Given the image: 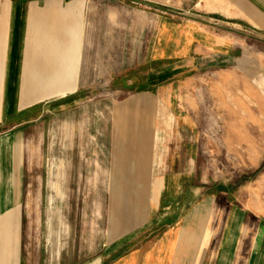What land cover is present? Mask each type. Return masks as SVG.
<instances>
[{"label": "crops", "instance_id": "crops-1", "mask_svg": "<svg viewBox=\"0 0 264 264\" xmlns=\"http://www.w3.org/2000/svg\"><path fill=\"white\" fill-rule=\"evenodd\" d=\"M82 1L0 0V264H264V180L208 191L177 82L264 59V0ZM38 133L76 192L25 253Z\"/></svg>", "mask_w": 264, "mask_h": 264}, {"label": "rangeland", "instance_id": "rangeland-1", "mask_svg": "<svg viewBox=\"0 0 264 264\" xmlns=\"http://www.w3.org/2000/svg\"><path fill=\"white\" fill-rule=\"evenodd\" d=\"M117 1L122 0H110ZM82 2L103 4L109 0ZM260 50L264 53V47ZM177 80L186 87L182 99L199 138L198 172L208 191L230 194L227 190L236 191L248 184L262 185L264 59L242 60L229 69H203ZM96 95L98 93H90V99L97 100ZM131 95L128 92H110V99L119 100L123 105ZM58 113L52 109L45 118L47 125L52 123L51 132L54 115ZM42 135L38 133L33 147L30 150L27 148L25 199L22 205L25 253L38 245L44 213L54 211L55 199H61L62 195L63 205L65 194L69 197H66L68 201L72 197L75 199V187H64L62 173L55 169L53 133ZM223 201L219 199L220 203Z\"/></svg>", "mask_w": 264, "mask_h": 264}]
</instances>
